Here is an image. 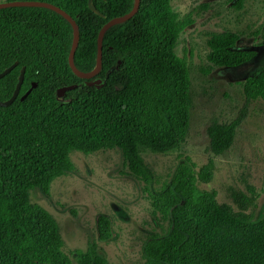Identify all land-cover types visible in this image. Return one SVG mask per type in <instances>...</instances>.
Returning a JSON list of instances; mask_svg holds the SVG:
<instances>
[{"label":"trees","instance_id":"16d2710c","mask_svg":"<svg viewBox=\"0 0 264 264\" xmlns=\"http://www.w3.org/2000/svg\"><path fill=\"white\" fill-rule=\"evenodd\" d=\"M60 6L76 18L80 42L75 64L95 67L101 27L129 12L134 0H40ZM79 15V18L77 16ZM194 23L181 16L171 0H141L139 11L108 29L103 41L101 88L88 86L69 66L71 24L58 13L39 7L0 9V100H7L24 81L19 96L0 106V264H109L97 241L63 249L60 226L44 207L31 202L30 191L49 194L52 182L75 170L71 152L91 154L118 148L130 171L145 184L154 210L169 221L163 233L148 237L145 264H264V216L236 214L217 201L216 191L198 186L209 181L211 166L201 171L186 156L171 178L160 185L142 151L168 153L181 148L190 122V71L175 52L182 32ZM240 35L214 32L208 60L215 66L238 67L257 55L238 47ZM112 70L109 75L107 73ZM37 82L23 100L21 96ZM78 84L61 99L57 90ZM81 84V85H79ZM250 99H264V68L243 82ZM237 122L209 127L211 147L228 150ZM112 220H97L99 238L113 236Z\"/></svg>","mask_w":264,"mask_h":264},{"label":"rangeland","instance_id":"374dc122","mask_svg":"<svg viewBox=\"0 0 264 264\" xmlns=\"http://www.w3.org/2000/svg\"><path fill=\"white\" fill-rule=\"evenodd\" d=\"M171 4L181 16L194 19L175 47L190 71L189 129L180 149L144 150L142 156L159 180L157 185L169 180L186 156L197 171L210 165L211 178L198 182L201 189L216 191L218 203L236 214L263 217L264 99L248 98L243 82L264 68V0H171ZM225 30L239 33L238 47L257 50L256 57L233 68L212 64L208 40L212 33ZM233 122L237 127L230 148L214 152L209 127ZM70 155L75 170L56 178L49 194L39 188L30 191L31 202L59 223L64 251L75 260L76 249L97 241L109 264H145L146 240L170 224L154 210L144 182L131 173L118 148ZM101 215L113 222L108 241L99 238Z\"/></svg>","mask_w":264,"mask_h":264},{"label":"water","instance_id":"95a60500","mask_svg":"<svg viewBox=\"0 0 264 264\" xmlns=\"http://www.w3.org/2000/svg\"><path fill=\"white\" fill-rule=\"evenodd\" d=\"M89 8L94 11L96 14L105 17V15L100 12L95 4L94 0H88ZM141 0H134V4L132 9L119 16H114L111 19H109L104 25L101 27L98 40H97V57H96V64L95 67L90 71H82L80 70L76 64H75V54L80 42V28L77 23L76 18H74L71 14L66 12L64 9H62L60 6H57L53 3L46 2V1H40V0H6L3 2H0V9L2 8H8V7H22V6H28V7H39V8H47L50 9L62 17H64L72 26L73 29V40L71 44V49L69 52V66L72 69L73 73L80 79L84 80V84L88 86H96L97 88H101L104 86L107 82V78H103L100 76V73L103 68L102 58H103V41L106 32L109 28L116 24H120L123 22H126L127 20L131 19L140 9ZM79 18V15L77 16ZM18 65V61L14 62L9 67L5 68L2 72H0V79L4 77L6 74H8L13 68H15ZM112 70H110L107 73V76ZM25 76V67L23 66L20 70V74L18 77V83L17 86L13 92V95L7 99V100H0V106H8L10 105L20 94L21 87L24 81ZM37 82H33L32 86L21 96V99L23 100L25 97L28 96V94L32 91L33 88L37 86ZM81 85V84H79ZM78 84L73 85H66L62 86L57 90V96L59 99L63 98L67 91L72 90L76 88Z\"/></svg>","mask_w":264,"mask_h":264}]
</instances>
